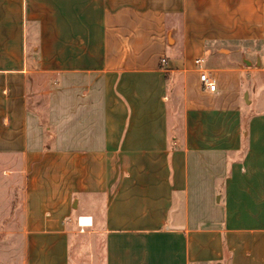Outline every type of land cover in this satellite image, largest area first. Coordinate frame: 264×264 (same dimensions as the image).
Listing matches in <instances>:
<instances>
[{
	"label": "crops",
	"instance_id": "1",
	"mask_svg": "<svg viewBox=\"0 0 264 264\" xmlns=\"http://www.w3.org/2000/svg\"><path fill=\"white\" fill-rule=\"evenodd\" d=\"M0 165L18 264H264V0H0Z\"/></svg>",
	"mask_w": 264,
	"mask_h": 264
},
{
	"label": "rangeland",
	"instance_id": "2",
	"mask_svg": "<svg viewBox=\"0 0 264 264\" xmlns=\"http://www.w3.org/2000/svg\"><path fill=\"white\" fill-rule=\"evenodd\" d=\"M3 180L4 179H3V176H2V173H1V165H0V186H1L2 182H3ZM1 190L2 189L0 187V191ZM14 238H15V236L13 234L12 235H7L8 241L12 242V241H14ZM7 252H8V254H7V256L5 258L0 256V264H18V262H17L18 261V257L15 255V251L10 249ZM77 258H78L77 253L74 250H72L71 251V259L73 261H75V260L77 261Z\"/></svg>",
	"mask_w": 264,
	"mask_h": 264
},
{
	"label": "built area",
	"instance_id": "3",
	"mask_svg": "<svg viewBox=\"0 0 264 264\" xmlns=\"http://www.w3.org/2000/svg\"><path fill=\"white\" fill-rule=\"evenodd\" d=\"M195 64H200L201 60L200 59H196ZM200 81L203 85L204 88H206L209 91H214L216 89V84L214 82V80L209 76V74L205 71H201L200 72Z\"/></svg>",
	"mask_w": 264,
	"mask_h": 264
}]
</instances>
